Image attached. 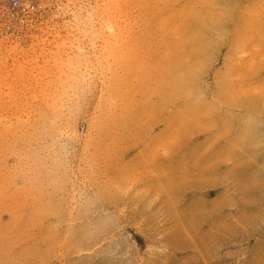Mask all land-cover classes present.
Instances as JSON below:
<instances>
[{
	"label": "rangeland",
	"instance_id": "1",
	"mask_svg": "<svg viewBox=\"0 0 264 264\" xmlns=\"http://www.w3.org/2000/svg\"><path fill=\"white\" fill-rule=\"evenodd\" d=\"M41 8L0 5V264H264V0Z\"/></svg>",
	"mask_w": 264,
	"mask_h": 264
},
{
	"label": "built area",
	"instance_id": "2",
	"mask_svg": "<svg viewBox=\"0 0 264 264\" xmlns=\"http://www.w3.org/2000/svg\"><path fill=\"white\" fill-rule=\"evenodd\" d=\"M44 0H0L2 15L12 22L28 25L34 16L42 9Z\"/></svg>",
	"mask_w": 264,
	"mask_h": 264
},
{
	"label": "bare ground",
	"instance_id": "3",
	"mask_svg": "<svg viewBox=\"0 0 264 264\" xmlns=\"http://www.w3.org/2000/svg\"><path fill=\"white\" fill-rule=\"evenodd\" d=\"M120 27H121V25H120ZM117 28V27H116ZM124 29V28H123ZM123 29H120V30H123ZM119 30V29H118ZM183 33L185 34V35H187L188 36V34H189V28H184L183 29ZM122 32V31H121ZM120 32V33H121ZM119 35V34H118ZM190 37V36H189ZM191 39V38H190ZM191 41V40H190ZM204 49V48H203ZM188 76H190V77H194V78H196L197 77V75H196V73L194 72V70H190L189 72H188V74H187ZM182 83V82H181ZM191 85V84H190ZM187 95V94H186Z\"/></svg>",
	"mask_w": 264,
	"mask_h": 264
}]
</instances>
